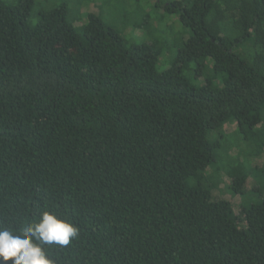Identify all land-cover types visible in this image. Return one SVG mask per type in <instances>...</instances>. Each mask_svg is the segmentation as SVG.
I'll return each instance as SVG.
<instances>
[{
    "label": "trees",
    "instance_id": "1",
    "mask_svg": "<svg viewBox=\"0 0 264 264\" xmlns=\"http://www.w3.org/2000/svg\"><path fill=\"white\" fill-rule=\"evenodd\" d=\"M144 1L138 28L181 25L174 59L172 31L0 0V228L72 223L52 264H264V186L234 178L237 208L206 182L233 127L264 175V0Z\"/></svg>",
    "mask_w": 264,
    "mask_h": 264
},
{
    "label": "rangeland",
    "instance_id": "2",
    "mask_svg": "<svg viewBox=\"0 0 264 264\" xmlns=\"http://www.w3.org/2000/svg\"><path fill=\"white\" fill-rule=\"evenodd\" d=\"M10 5L16 4L17 0H4ZM66 0H35L33 6V12L30 15L29 21L33 23L34 19L37 18L36 11L44 6L48 9L54 8L57 4ZM70 5V20L74 18V15L78 12L80 20H86L88 12L101 11V17L104 21L117 30H121L119 26L123 27L127 32L126 37L129 43L140 44L143 42L157 41L159 43L161 36L158 35V30L172 31V37L176 38V44L170 42H162L164 50L171 49L170 55L175 58L182 42L183 30L181 25L176 20V17L164 18V21L153 22V31L148 32L147 28H138L140 22L137 20L138 16L143 18V13L147 15V2L144 0H103L104 9L100 7V0H67ZM140 4V6H138ZM138 8V9H135ZM137 10V11H136ZM141 12V13H140ZM153 16V15H152ZM151 17V16H150ZM154 18V17H153ZM126 27V28H125ZM157 30V31H156ZM162 31L159 32L161 34ZM160 38V39H159ZM166 54L167 52L164 51ZM164 55V54H163ZM172 60V59H171ZM227 130V135L223 137V147L220 157L210 166L206 182L215 187L214 195L222 196L224 199L230 201L235 207L240 206L247 207L248 198L239 193H235L232 189L233 179L237 176L241 177V174L249 177V184L264 186V175L262 171L255 172L253 175L249 173V167L251 166L247 161V156L250 155V148L246 144L240 142L238 130L233 127L231 130ZM225 133V132H224ZM218 133L212 132L210 135L211 139H216ZM227 138V139H226ZM242 161V162H241ZM251 163V162H250ZM264 165L261 168L264 169ZM208 180V181H207ZM264 195V194H263Z\"/></svg>",
    "mask_w": 264,
    "mask_h": 264
},
{
    "label": "clouds",
    "instance_id": "3",
    "mask_svg": "<svg viewBox=\"0 0 264 264\" xmlns=\"http://www.w3.org/2000/svg\"><path fill=\"white\" fill-rule=\"evenodd\" d=\"M79 229L51 212L18 232L0 228V264H52L42 245L68 246Z\"/></svg>",
    "mask_w": 264,
    "mask_h": 264
}]
</instances>
